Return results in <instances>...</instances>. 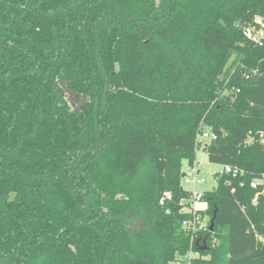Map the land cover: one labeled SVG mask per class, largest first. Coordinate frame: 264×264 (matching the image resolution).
<instances>
[{
	"label": "trees",
	"instance_id": "16d2710c",
	"mask_svg": "<svg viewBox=\"0 0 264 264\" xmlns=\"http://www.w3.org/2000/svg\"><path fill=\"white\" fill-rule=\"evenodd\" d=\"M256 18L264 0H0V264H264ZM204 128L239 173L202 192L199 252L181 174Z\"/></svg>",
	"mask_w": 264,
	"mask_h": 264
},
{
	"label": "built area",
	"instance_id": "2783aa9c",
	"mask_svg": "<svg viewBox=\"0 0 264 264\" xmlns=\"http://www.w3.org/2000/svg\"><path fill=\"white\" fill-rule=\"evenodd\" d=\"M244 38L253 43L254 45L261 46L264 42V21L261 18H256L254 23L245 27L243 29ZM236 93L239 92L238 89H232ZM261 141L264 144L263 135L260 136ZM193 173L198 174L195 169V165L191 168ZM222 172L225 174H230L232 177H235L239 172L236 169H233L229 166L222 167ZM186 178V177H185ZM187 182V181H186ZM192 183L201 184L203 181L200 178H196L195 176L192 179ZM202 200V192L196 191L193 189L191 191V198L187 203V206L183 209L184 212H190L192 214V218L190 220L184 221L182 223L183 229L190 234V245L196 243L195 239L199 237V235L204 232L207 228V222H203L202 216L199 215L195 209V204L201 202ZM198 258V254L190 250L185 257V261L178 264H192V260Z\"/></svg>",
	"mask_w": 264,
	"mask_h": 264
},
{
	"label": "rangeland",
	"instance_id": "374dc122",
	"mask_svg": "<svg viewBox=\"0 0 264 264\" xmlns=\"http://www.w3.org/2000/svg\"><path fill=\"white\" fill-rule=\"evenodd\" d=\"M74 102L78 103L79 101L73 100ZM199 140V148L196 151V161H195V169L199 173H193L192 169L188 167L186 162L183 164L182 172L185 174L186 178H183L181 181V186L183 189L191 192L193 189L196 191H207L211 190L216 185V177L215 175L220 173L222 167L217 164L209 163L207 160V156L205 152L202 150V145L208 143L210 138L208 136V131L206 128L203 129L202 133L198 137ZM200 178L203 183L201 184H194L192 183L193 177ZM187 181V182H186ZM196 211L203 213L204 216L202 217L203 222L208 221V216L205 214L206 211V203L201 201L195 204Z\"/></svg>",
	"mask_w": 264,
	"mask_h": 264
},
{
	"label": "water",
	"instance_id": "95a60500",
	"mask_svg": "<svg viewBox=\"0 0 264 264\" xmlns=\"http://www.w3.org/2000/svg\"><path fill=\"white\" fill-rule=\"evenodd\" d=\"M181 178L182 179L185 178V174L184 173L181 174ZM215 214H216V210L213 212V217H212V219L210 221V224H209V231L213 230V221H214V218H215ZM195 249H196V251H199V252H203V251L208 250L206 238L203 239L201 241V243H199V240H197L196 243H195Z\"/></svg>",
	"mask_w": 264,
	"mask_h": 264
},
{
	"label": "crops",
	"instance_id": "0c3cea01",
	"mask_svg": "<svg viewBox=\"0 0 264 264\" xmlns=\"http://www.w3.org/2000/svg\"><path fill=\"white\" fill-rule=\"evenodd\" d=\"M199 173V172H198Z\"/></svg>",
	"mask_w": 264,
	"mask_h": 264
}]
</instances>
